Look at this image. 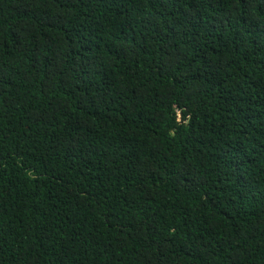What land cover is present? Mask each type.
Here are the masks:
<instances>
[{
	"label": "trees",
	"instance_id": "obj_1",
	"mask_svg": "<svg viewBox=\"0 0 264 264\" xmlns=\"http://www.w3.org/2000/svg\"><path fill=\"white\" fill-rule=\"evenodd\" d=\"M0 264H264V0H0Z\"/></svg>",
	"mask_w": 264,
	"mask_h": 264
}]
</instances>
